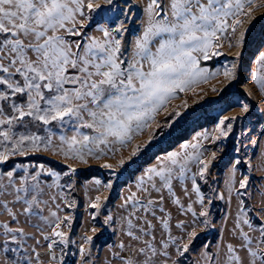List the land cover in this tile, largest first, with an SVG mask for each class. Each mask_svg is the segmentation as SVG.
Returning a JSON list of instances; mask_svg holds the SVG:
<instances>
[{
  "label": "snow or ice",
  "instance_id": "snow-or-ice-1",
  "mask_svg": "<svg viewBox=\"0 0 264 264\" xmlns=\"http://www.w3.org/2000/svg\"><path fill=\"white\" fill-rule=\"evenodd\" d=\"M257 8L0 0V264H264V34L245 63ZM241 70L258 110L237 101L126 175L161 113L170 126L189 93Z\"/></svg>",
  "mask_w": 264,
  "mask_h": 264
},
{
  "label": "rangeland",
  "instance_id": "rangeland-1",
  "mask_svg": "<svg viewBox=\"0 0 264 264\" xmlns=\"http://www.w3.org/2000/svg\"><path fill=\"white\" fill-rule=\"evenodd\" d=\"M255 11L257 13V19L249 33L250 43L249 49L245 52V63L250 55V51L255 48L261 35L264 34V17L259 15L260 13H264V8H257ZM230 58V55L216 57L213 66L217 63L222 64L225 59ZM210 83L216 84V91H212L208 85L202 84L199 87L204 88L205 91L199 95L203 99L198 100L196 96L189 93L187 96L189 106L187 108H181V116L172 120L170 126H166L164 120H170L171 118H166L164 113L160 114L161 127L156 130L153 141H150L149 145L142 149L141 155L134 157L133 161L127 163V176H130L133 171L137 170L139 165L148 162L153 154H159L161 150H167L175 146L180 140L189 138L194 131L205 127L210 128L217 122L221 115L238 112L239 105L237 101L246 100L255 105L257 110L260 107L255 97H249L247 95V90L252 88L253 85L248 79V73L244 70H241L234 80L226 81L224 78L218 77L216 80L210 81ZM182 99H184L183 94L173 101V106L180 105ZM255 115L256 112L253 113L254 117ZM143 138H146V135L141 139ZM124 179L125 177L121 176V180Z\"/></svg>",
  "mask_w": 264,
  "mask_h": 264
},
{
  "label": "trees",
  "instance_id": "trees-1",
  "mask_svg": "<svg viewBox=\"0 0 264 264\" xmlns=\"http://www.w3.org/2000/svg\"><path fill=\"white\" fill-rule=\"evenodd\" d=\"M185 137H187L186 135H185ZM182 139V138H181ZM184 139H187V138H184Z\"/></svg>",
  "mask_w": 264,
  "mask_h": 264
}]
</instances>
